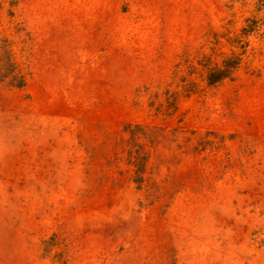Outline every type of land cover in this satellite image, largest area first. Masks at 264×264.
<instances>
[{
	"label": "rangeland",
	"instance_id": "1",
	"mask_svg": "<svg viewBox=\"0 0 264 264\" xmlns=\"http://www.w3.org/2000/svg\"><path fill=\"white\" fill-rule=\"evenodd\" d=\"M0 264H264V0H0Z\"/></svg>",
	"mask_w": 264,
	"mask_h": 264
},
{
	"label": "trees",
	"instance_id": "2",
	"mask_svg": "<svg viewBox=\"0 0 264 264\" xmlns=\"http://www.w3.org/2000/svg\"><path fill=\"white\" fill-rule=\"evenodd\" d=\"M234 65H235V62L229 61L225 67L209 72L208 81L209 82H215V81L222 79L224 76H226L229 73V71H230L229 69L234 67Z\"/></svg>",
	"mask_w": 264,
	"mask_h": 264
}]
</instances>
